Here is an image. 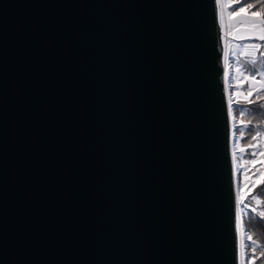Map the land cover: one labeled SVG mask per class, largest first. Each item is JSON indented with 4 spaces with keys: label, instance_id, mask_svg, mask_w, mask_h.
<instances>
[{
    "label": "water",
    "instance_id": "water-1",
    "mask_svg": "<svg viewBox=\"0 0 264 264\" xmlns=\"http://www.w3.org/2000/svg\"><path fill=\"white\" fill-rule=\"evenodd\" d=\"M219 0H0V264H243Z\"/></svg>",
    "mask_w": 264,
    "mask_h": 264
},
{
    "label": "trees",
    "instance_id": "trees-1",
    "mask_svg": "<svg viewBox=\"0 0 264 264\" xmlns=\"http://www.w3.org/2000/svg\"><path fill=\"white\" fill-rule=\"evenodd\" d=\"M228 1L232 6L230 10L233 12L242 10L255 14L264 22V0ZM234 40L255 42L257 50L254 57H243L242 66L251 77H264V40L257 37L234 38ZM228 63L234 74L231 90L227 88L232 124L233 156L238 143L241 146L250 147L254 142L260 141L264 151V88L261 90L247 88L244 96H241L240 92L241 95L234 93V88L238 87L235 74L236 64L227 59L226 70ZM235 179H237L236 173ZM240 180H243V174H240ZM249 196L251 202L240 207L243 261L252 260L254 264H264V172L261 180L253 186ZM255 197L259 198V204L255 202Z\"/></svg>",
    "mask_w": 264,
    "mask_h": 264
},
{
    "label": "rangeland",
    "instance_id": "rangeland-1",
    "mask_svg": "<svg viewBox=\"0 0 264 264\" xmlns=\"http://www.w3.org/2000/svg\"><path fill=\"white\" fill-rule=\"evenodd\" d=\"M220 1V10L222 12L223 18V30L224 33H227L228 37L225 36V45H226V56L227 59L233 61L235 66V74H236V83L238 84L237 88H234V93H238L241 96H244L245 89H255L261 90L264 88V77H251L247 74L242 66V59L243 57L246 58H253L256 53V45H249L247 40H233L230 35L236 36L237 32L243 34V32H248L251 30V24H248L244 27H236L234 25L235 17H238L237 14H243L244 17L251 19L254 22H257V15L249 14L247 12L241 11H234V14H230L229 10L232 8L231 3L228 0H219ZM231 6V8H230ZM228 14L229 20V28L231 34L229 35L228 27H226V17ZM256 17V18H253ZM233 21V22H232ZM242 22V17L237 19V24ZM263 22V21H262ZM264 23V22H263ZM245 36V35H243ZM242 39V38H241ZM236 41V42H235ZM234 81V74L231 67L227 66L226 70V82L228 90H231V84ZM245 85V87H244ZM240 92V93H239ZM239 149V150H238ZM233 153V148H232ZM235 158V159H234ZM234 170L237 175V179H234L236 182V192H237V200L239 204V208L242 206H246L251 202V198L249 193L251 192L253 186L258 183L264 172V167L261 171L251 173L249 170L252 169L253 165L258 161H262L264 163V151L262 148V143L260 141H256L250 145V147L241 146L239 143L237 147L234 149ZM240 174H243V180H240ZM238 187V188H237ZM256 203H260L258 197L254 198ZM243 264H254L252 260L250 262L243 261Z\"/></svg>",
    "mask_w": 264,
    "mask_h": 264
},
{
    "label": "crops",
    "instance_id": "crops-1",
    "mask_svg": "<svg viewBox=\"0 0 264 264\" xmlns=\"http://www.w3.org/2000/svg\"><path fill=\"white\" fill-rule=\"evenodd\" d=\"M230 14H234L232 10H229ZM238 17H235L234 19V25L236 27H244L248 24H251L252 28L251 30H249L248 32H243V34H240L239 32H237L236 36H231V32H230V28H229V20H228V14L226 17V27H228V32L231 38H239V39H243V38H253V37H259L260 35H264V23L261 21V19L257 16V22L252 21L251 19L249 20L248 18L244 17V15L242 14H237ZM239 17H242V22L240 24H237V19ZM256 18V17H253ZM233 22V21H232ZM245 35V36H243ZM236 42V41H235ZM249 45H255V42H248Z\"/></svg>",
    "mask_w": 264,
    "mask_h": 264
},
{
    "label": "built area",
    "instance_id": "built-area-1",
    "mask_svg": "<svg viewBox=\"0 0 264 264\" xmlns=\"http://www.w3.org/2000/svg\"><path fill=\"white\" fill-rule=\"evenodd\" d=\"M263 167H264V163L262 161H258L253 165L252 169H250L249 171L251 173L259 172L263 169Z\"/></svg>",
    "mask_w": 264,
    "mask_h": 264
},
{
    "label": "snow or ice",
    "instance_id": "snow-or-ice-1",
    "mask_svg": "<svg viewBox=\"0 0 264 264\" xmlns=\"http://www.w3.org/2000/svg\"><path fill=\"white\" fill-rule=\"evenodd\" d=\"M258 38L264 40V35H260Z\"/></svg>",
    "mask_w": 264,
    "mask_h": 264
}]
</instances>
